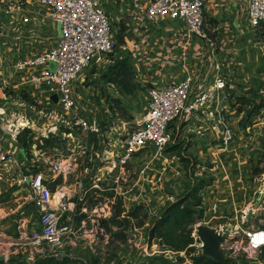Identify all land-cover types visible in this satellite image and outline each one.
I'll return each instance as SVG.
<instances>
[{
	"label": "built area",
	"instance_id": "built-area-1",
	"mask_svg": "<svg viewBox=\"0 0 264 264\" xmlns=\"http://www.w3.org/2000/svg\"><path fill=\"white\" fill-rule=\"evenodd\" d=\"M39 1L59 27L57 44L48 54L19 63V69L35 68L36 71L28 79L33 93L48 92L51 96L48 99L50 107L52 96H58L59 103L66 114L77 120V126L84 132L83 137L78 141L79 151L82 150L84 154L87 150L90 151V145L84 138L90 134L100 133L101 129L97 118L82 114L78 108L79 98L74 96V87L75 84L82 83L84 75L94 67H110L116 62L114 59L110 60L112 57H117V50H120L116 29L99 0ZM208 2L209 0H150L144 12V21L148 26L159 21L182 24L188 30V37L203 38L206 25L205 7ZM247 20L254 30H260L261 33L264 27V0H248ZM29 21L28 18L24 19V23ZM109 63H111L110 66H108ZM149 86L148 102L138 127L127 135L125 142L121 144L122 148H118L119 152L112 148L110 152L114 151L115 155L107 158L103 151V157L100 158L102 163L107 165L98 166L100 171H95L96 175L100 173L102 175L97 180L98 184H93L92 188L100 189L103 193L117 192L118 188L128 186V180L134 173L135 165L146 160L149 164L148 168L155 162L168 164L166 157L171 155L168 148L176 132L175 129L180 127L185 118L192 120L198 117L203 107L218 101L219 93L224 92L227 85L224 77L219 76L212 90L197 94L194 93V85L189 77L162 85L154 81ZM259 93L264 95L263 91ZM245 95L249 96L250 92ZM174 124L175 129L172 128ZM7 127L8 125L0 126V131L8 140L14 141L16 147H19L17 134L20 128L12 132L10 126ZM239 140L237 133L224 124L223 137L218 141L219 146L212 144L213 147L209 149L215 156L213 160L211 159L213 163L215 162V167L219 165L220 168H226L220 161L222 154L237 156L240 153L242 146ZM245 142L247 143V140ZM246 146L247 144L244 147ZM73 153L74 151L68 148L65 155H73ZM64 156H48L36 145L33 148L31 160H28L24 157L18 158L13 151H5L0 147V171L5 175V182L10 188L18 187L28 191L29 203L39 217V227L28 230L30 231L28 239L37 250L35 257L71 258L69 250L77 246L82 229L86 230V227L76 229L73 226L62 225L63 216L60 215V211L68 210L67 204L63 203L58 208L53 207L51 182L53 179L67 176L75 171L70 163L73 160ZM146 169L142 171V175L145 174ZM156 169H159V166ZM164 169H166L165 166L162 170ZM189 175L184 167L176 171L175 177L171 180L173 181L171 200L194 189L193 179H190ZM163 176L162 173V177L157 178V181L169 182ZM214 186L216 187V183ZM213 187L211 190H216ZM247 190L243 187L242 196L236 197L235 190L231 186V201L225 200L222 196L219 197L220 193L212 192V195H207L210 199L208 208L205 207V196L202 195L201 207L205 211L204 218L195 225L193 232L196 241H199L197 236L201 226H208L223 236L221 252L227 258L226 260L232 261L233 264H245L244 258H251L264 249V224L248 225L252 219V209H249L247 213L242 212L243 205L245 208L248 203L253 205L255 202L252 196H248ZM82 193L79 203L85 202L89 189L84 188ZM221 204H231L232 207L228 212H223ZM213 221L219 222L217 228L211 226ZM232 222L234 227L231 225ZM19 231L21 234L19 240L25 239L28 232L26 228L20 227ZM138 236L140 240L147 242L143 248L145 252H149L152 244L145 240L141 231ZM203 245L201 242V247ZM153 254H162L169 259L175 256V253L167 248L158 250L157 246Z\"/></svg>",
	"mask_w": 264,
	"mask_h": 264
},
{
	"label": "crops",
	"instance_id": "crops-1",
	"mask_svg": "<svg viewBox=\"0 0 264 264\" xmlns=\"http://www.w3.org/2000/svg\"><path fill=\"white\" fill-rule=\"evenodd\" d=\"M99 1L112 20L118 41L119 36L122 38L121 57L128 60V66L134 72L138 84L150 85L155 81L162 85L175 83L189 77L194 85V93L197 94L201 91L212 90L215 80L219 76L224 77L227 86L224 92L219 93L218 101L203 107L202 113H198L199 118L194 117L192 120L185 118L177 129H175V124L172 126L180 136L193 133L194 137V133L197 132V140L194 138L196 141L195 155L201 157L208 154V157L213 160L215 156L209 149L213 147L212 144L219 146L218 141L223 137L224 124L235 132L240 128L238 121L241 114L236 106L230 105V101L232 102L239 96H246L245 94L251 93L252 90L264 92V27L260 33V30H254L248 23V0H209L205 7L206 25L203 38L188 37L187 28L174 22L159 21L148 26L143 16L150 0ZM18 2L24 8L26 7V13L20 14L15 10H11L12 12L9 13V10L12 9L9 3L13 5ZM1 18L11 21L10 25L13 29L12 45L6 48L12 59L10 63H13V67L10 64H5L3 60L0 65V73H4L7 77L6 80L11 83L8 87L14 95H26V101L30 103L33 101L36 104L34 106L48 105V99L51 97L48 92L43 91L45 92L44 99L37 98L41 93H33L28 81L36 69L29 67L19 69L17 66L18 63L30 58L48 54L57 44L59 27L50 18L48 11L41 6L39 0H0V20H2ZM25 18L30 21L24 23ZM112 59L117 63L118 56L112 57ZM7 71L10 75L6 74ZM16 78L17 80H15ZM0 91L3 94L1 89ZM11 92L9 93L11 94ZM24 106H17L18 111H23L24 114L25 110L34 111V106L23 108ZM13 112L18 114L15 111V105ZM17 145L19 147H16L15 142L11 139L8 140L0 131L1 148L5 151H13L18 158L24 157L31 160L32 152L27 154L21 149L19 143ZM241 146L244 148L245 143L242 142ZM22 151L24 154L21 153ZM241 152H243L242 149ZM238 155L222 154L220 161L226 168H220L219 165L215 167L217 168L215 176L217 180L227 182L220 190H218L217 184L213 188L217 190V194L220 193L219 197L222 196L228 201H231L230 195L232 194L228 186V179L235 190L236 197L242 196L241 189L243 187L249 190L254 189L249 185L252 183L247 181V177L254 176V173L248 168L251 166L249 159ZM205 157L207 158V156ZM166 159L169 161L168 164L157 163L159 169H156L158 167L156 165L155 170H152L155 174L154 177L153 172H150L151 169H146L145 175L150 172L149 176L152 177V181L144 176V179L148 180L141 183L140 192L131 186L130 188L129 186L118 188L117 192L110 193H103L100 189L92 188L93 184H98L97 180L102 174L96 175L95 171L90 170L91 168L87 169L85 166L79 170L75 169L67 176L53 179L50 184L53 192V207H61L63 203L68 206V210L60 211V215L63 216L62 225L73 226L76 229L86 227V230L82 229L80 233L75 250L93 243L95 240H101L102 237L107 241L109 234L105 227L111 228L115 233L125 230L128 227L129 209L143 207L157 215L168 202H173L169 195L171 192L170 183L166 181L160 183L157 178L162 177L163 173V178L170 182L175 177L176 171L182 170L183 165L175 152H171V155ZM164 166L166 169L162 170ZM14 188L16 190L12 194L14 196L24 194L26 202L29 203L28 191L24 188ZM84 188L89 189V193L85 202L79 203ZM10 189L13 188H10L9 184L5 182V175L0 171V194L8 192ZM139 193L141 198H138ZM250 193L251 191L248 192V194ZM128 198L133 202L128 201ZM29 205L32 207V214L33 212L36 214L34 207L30 203ZM205 207L207 208L206 205ZM120 209L122 212L118 215ZM221 210L226 212L222 208ZM7 215V210L0 208V218ZM115 216H117V220L126 221L119 222L123 225L122 228L118 224L110 222ZM27 223L25 220H20L19 227L26 228ZM218 225L219 222L213 221L211 226L217 228ZM231 225L234 227L233 222ZM28 227L38 228L39 225L38 222H30ZM125 234L128 236V232ZM157 242L158 247L162 246L160 240H154V245ZM36 258L38 257H34L33 261ZM186 262V264H193L192 260Z\"/></svg>",
	"mask_w": 264,
	"mask_h": 264
},
{
	"label": "rangeland",
	"instance_id": "rangeland-1",
	"mask_svg": "<svg viewBox=\"0 0 264 264\" xmlns=\"http://www.w3.org/2000/svg\"><path fill=\"white\" fill-rule=\"evenodd\" d=\"M9 4L12 7V9L9 10V13L11 10L20 12V14L26 13V7L24 8L20 2L16 4L13 3V5L12 3ZM3 5L5 6V4H2V6ZM10 22L11 21L6 19L0 20V65L4 60L3 62L5 64H10L13 67V63H10L12 59L6 49L12 45L13 29ZM118 43L121 50V44L123 41L120 39V36ZM120 50H117L118 62L125 60L128 63L127 59L121 57L122 53ZM18 67L19 63L17 68ZM113 69L114 67L107 66L103 68L94 67L93 70H89L87 74L84 75L82 83L75 84L74 87V96L80 99H78L77 102L78 108L81 110L82 114L97 118L101 129L100 133L90 134L84 138L86 143L90 145V151L87 150L84 154L82 150L79 151L80 146L78 141L83 137L84 132L77 126V120L70 118L66 114L65 110L59 103V100L54 101L52 99L51 107L45 104L34 106V104L27 102L26 99H24V95L18 96L11 92L9 89L10 87H8L11 83L6 80L7 77L4 73H0V89L3 92V94L0 93V126L8 125V127L10 126L12 129V132H16L20 128L17 137L18 143L21 147H23V144L27 141L25 139L28 138L35 142L34 146L37 145V148H42L48 156H64L67 154V149L71 148L74 151L73 155H65L64 158L73 160V162L70 163H72L76 170L85 166L87 169L91 168L90 170L92 171H100L98 166L101 164L104 166L107 165L106 163H102L100 158L103 157V151L105 156L110 153L112 148L117 149V152H119V149L122 148L121 144L125 142L127 135L138 127L148 102V96L146 93L148 88H150L149 84H138L134 76L132 81L138 89L133 94H123V88L119 82L120 79L117 76L116 70ZM8 72L9 71H7L6 74L10 75ZM15 80H17V78ZM9 92H11V94ZM37 98L41 100L44 99L45 92L38 94ZM232 102L241 114L238 121L240 128L236 131L237 136L240 139L238 142L247 144L246 147L242 148L243 152L239 153V155L242 158L249 159L251 166L248 168L254 173V176L247 177V181L252 183L249 185L254 189H248L247 191H251L248 196H252L255 202L253 205L248 203L245 205V208L243 205L242 212L247 213L249 209H252L251 215H253L248 225L261 226L264 224V219L262 217L264 216V111L259 115H255V112L254 116L250 118L247 116V111L253 109L252 105L249 106L243 104L240 101L238 102V100H233ZM14 105L15 111H17L18 114H14L13 112ZM19 105H25L23 108L34 106V111L25 110L24 114L23 111H18L17 106ZM240 108L242 109V112L239 111ZM13 122L14 124L11 125ZM27 130H31V134L27 135ZM192 134L193 133H186L185 135L181 134V136L179 134L178 138L179 141L182 142V147L186 148V158L189 160L192 159L198 165L192 167L185 162H182V165L187 174H190V179H193L195 187L199 185L201 180L211 183L208 188H205L203 192H201V196H205V205L208 208L210 206V199L207 198V195H212V192H216V194L218 193L217 190L212 191L211 188L216 183L218 190H220L227 181L223 182L217 180L215 177L217 174L215 162H212L210 157H208V154L202 155L201 157L195 155L194 151L196 148H194V145L196 141L194 138L197 140L198 137L196 136L197 132L194 133V137ZM176 135H178L177 132L174 133V136ZM44 136H48V139L52 142L46 143V137ZM244 140H247V143L244 142ZM176 144L177 142L172 139L168 148L169 152L170 148ZM34 146H31L32 148L30 147V152L26 150V152H28L27 154L33 152ZM21 153L24 154V151ZM175 153L180 159L179 154L177 152ZM113 155L115 154L113 153ZM205 156H207V158ZM109 157L110 156L108 155L107 158ZM147 165H149L147 160L135 165L134 173L128 180L129 188L131 186L133 189L136 188L138 189L137 191L140 192L141 190H139V188H141V183L148 180L144 179V176L152 181V177L149 176V173L153 172V177L155 176L154 171L152 170H155L157 163H151L149 166L151 169L150 172L148 174L146 173V175H142V171L146 169ZM149 168L147 170H149ZM170 185V190H173V181H170ZM228 186L231 187L230 181ZM171 194L173 193L169 192V195ZM139 197L140 193L138 194V198ZM175 198L176 197L172 200L173 202L178 199ZM130 200L131 199L128 198V201ZM128 205H131V203H128ZM221 207L224 211L228 212L232 205L221 204ZM0 208L6 209L8 213L7 216L0 218L2 222L0 224V257H4L6 259L5 261H7L11 256L21 254L22 257L26 258L29 262L33 261L37 254V250H35L31 245V241L28 239V236H30V231L28 230L31 229L28 226H30V222H38V216L35 212L32 214V207L26 202L24 194H21L20 196H14L13 194L7 196L6 192H3L0 194ZM163 209H161L160 212L163 211ZM130 210L132 209H129L128 211ZM137 214L138 217L135 219L133 217V219L128 222V227L123 231L115 233L111 228L105 227L109 234L107 241L102 237L101 240H95L93 243L79 247V249L75 250V247L71 248L69 250L70 255L72 256L71 258L77 259L83 264H92L94 262L97 264H154V258L164 256L162 254L152 255L153 251L156 250L158 242L155 243V245L152 243L150 251L145 252L143 247L147 242L140 240L138 233L141 231L145 240L148 241L144 230L150 225L152 218L156 215L144 208L138 210ZM29 219L30 221H28ZM20 220L28 222V225H26V231H28L27 237L23 240H19L21 236L19 231ZM126 232H128V236H125ZM198 238L199 237L197 236V239ZM135 240L138 241L135 242ZM131 241L133 242L131 243ZM163 247V245L159 246V248L157 246V249L162 250ZM194 247V252L187 250L180 255L175 254L173 259H169L166 256L164 257L170 263H177L178 258L181 257L184 258V261L178 264H186V261L191 260L190 258L192 256L205 255L200 240L196 242ZM221 259L226 261L227 258L222 254ZM244 261L245 264H264V260L261 259V253L253 255L251 258H244Z\"/></svg>",
	"mask_w": 264,
	"mask_h": 264
},
{
	"label": "trees",
	"instance_id": "trees-1",
	"mask_svg": "<svg viewBox=\"0 0 264 264\" xmlns=\"http://www.w3.org/2000/svg\"><path fill=\"white\" fill-rule=\"evenodd\" d=\"M120 39L122 40L121 36ZM118 62V61H117ZM112 67L113 70H116L117 76L120 79V84L123 88V94H133L136 92L138 87L134 84L133 77L134 73L132 69L128 66L127 61L121 60L118 63H115ZM117 77V78H118ZM24 99L27 100V96L24 95ZM235 100L238 102H242L243 104H247L249 106H253V109L247 111V116L252 117L255 115H259L262 111H264V96L261 95L258 91L252 90L249 96H239L236 97ZM31 101V100H28ZM233 101V100H232ZM32 104L36 105L33 101ZM233 105V102L230 101V105ZM239 111L242 112L240 108ZM247 119L249 120V118ZM26 134H31V130H27ZM179 134L173 136V139L177 142L172 148H170V152H177L179 154L182 162L190 164L192 167H196L198 164L195 163L192 159L189 160L185 156L186 148H183L181 145V141H179ZM27 140L23 147H21L25 152L31 151V148L35 145L33 140ZM46 143H50V139H45ZM32 146V147H31ZM31 147V148H30ZM169 151V150H168ZM27 152V153H28ZM200 181V180H199ZM211 183L201 180L199 185L194 187L193 190L188 191L181 195L176 201L168 202L163 211H161L158 215L154 216L151 220L150 225L144 230L147 240L150 244L153 243L154 240H160L162 245L167 248L172 253L180 255L187 250L194 252L196 244V239L193 237L194 227L197 223L201 222L204 218V208H202L203 204V196H201V192ZM16 188L10 189L6 192L7 196L14 193ZM5 197V196H4ZM143 209V207H136L132 210L128 211V222L131 219L137 218V211ZM121 209L118 210V215L120 214ZM115 216L110 222H114L119 225V227H123L119 222H126L124 220H117ZM264 219V216H262ZM106 222V221H102ZM103 225V224H102ZM126 236V234H125ZM261 259L264 260V249L260 252ZM193 261V264H233L232 261H217L213 258L202 255V256H192L190 258ZM154 264H178L184 261V258L179 257L177 263H170L164 256L160 258H154ZM0 264H83L77 259L66 257L63 259H58L55 257H38L33 262H29L26 258L22 257L21 254L11 256L7 261H0ZM92 264H97L96 262Z\"/></svg>",
	"mask_w": 264,
	"mask_h": 264
},
{
	"label": "water",
	"instance_id": "water-1",
	"mask_svg": "<svg viewBox=\"0 0 264 264\" xmlns=\"http://www.w3.org/2000/svg\"><path fill=\"white\" fill-rule=\"evenodd\" d=\"M54 101L58 100V96H53ZM198 237L199 240L204 244L202 249L204 250V254L213 258L217 261H223L221 259V244L224 242V237L219 235L214 229L208 226H201L198 229ZM4 257H0V261H4Z\"/></svg>",
	"mask_w": 264,
	"mask_h": 264
},
{
	"label": "bare ground",
	"instance_id": "bare-ground-1",
	"mask_svg": "<svg viewBox=\"0 0 264 264\" xmlns=\"http://www.w3.org/2000/svg\"><path fill=\"white\" fill-rule=\"evenodd\" d=\"M113 153H115L114 151L113 152H111L110 154H109V156H112L113 155ZM59 196V195H58Z\"/></svg>",
	"mask_w": 264,
	"mask_h": 264
}]
</instances>
